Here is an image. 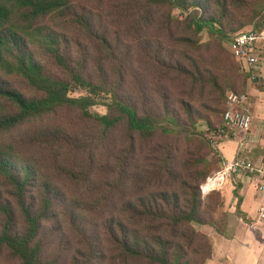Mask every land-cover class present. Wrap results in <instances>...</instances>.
<instances>
[{
    "label": "trees",
    "instance_id": "1",
    "mask_svg": "<svg viewBox=\"0 0 264 264\" xmlns=\"http://www.w3.org/2000/svg\"><path fill=\"white\" fill-rule=\"evenodd\" d=\"M105 1L0 0V193L22 223L0 197V250L16 264H60L67 251L69 264H206L201 227L225 234L228 213L221 191L203 198L199 187L221 166L226 92L244 94L248 77L221 44L248 24L264 28V0ZM160 9L186 15L169 51L140 28ZM129 10L143 20L121 29ZM202 33L218 41L212 56ZM197 98L205 114L187 101ZM60 110L84 129L44 128ZM181 139L192 146L185 161L174 157ZM62 225L72 244L43 259Z\"/></svg>",
    "mask_w": 264,
    "mask_h": 264
},
{
    "label": "crops",
    "instance_id": "2",
    "mask_svg": "<svg viewBox=\"0 0 264 264\" xmlns=\"http://www.w3.org/2000/svg\"><path fill=\"white\" fill-rule=\"evenodd\" d=\"M244 94L247 101L241 109L252 116L251 129L247 134L237 131L221 140L217 150L223 161L233 160L245 139L241 155L264 166V84L246 82ZM236 181L240 185V211L245 219L236 214L237 199L230 181L222 191L228 213L226 233L221 235L211 227H201L212 244V256L206 264H264V221L261 224L255 222L260 206L259 194L249 180L239 178Z\"/></svg>",
    "mask_w": 264,
    "mask_h": 264
},
{
    "label": "rangeland",
    "instance_id": "3",
    "mask_svg": "<svg viewBox=\"0 0 264 264\" xmlns=\"http://www.w3.org/2000/svg\"><path fill=\"white\" fill-rule=\"evenodd\" d=\"M93 1L94 2H97V1L100 2L101 1L104 4V6L107 5L105 0H93ZM120 1L131 2L132 0H112V3L117 2L113 5H120V3H121ZM262 13L264 15V8L262 10ZM127 15H128L127 18H123L119 21V27L121 29L125 28V27H130L133 22H136V21L139 22V21L143 20L140 16L141 13L138 10H136L135 13H133L132 10H129V11H127ZM185 16L186 15L182 11H179V10H173V11H170L168 9L155 10L151 14V16L148 18V22H146V23L141 22L140 23L141 24L140 28H142V30H145L146 36L151 41H153V42L159 41L161 43L160 45L163 47V49L169 51L170 50L169 45H171L177 38L182 36V34L184 33V29L186 27V24L184 23L185 22ZM249 28H254V27H253V25L248 24V25L244 26L243 28L235 31L232 34V36H235L237 33L244 31V30H247ZM133 40H134L133 37L125 38L124 46H126V44H128V43H132ZM217 42H218L217 39L211 38L210 36L207 35V33L201 34L200 44L203 45L204 47H206L207 45H210V51H208V56H212L215 54L214 46L216 48ZM228 42H229V40L223 41L221 44L225 51L227 50ZM47 67L51 72H56V70L52 67V65L50 63H47ZM15 82H21V81L16 80ZM21 89L26 94L29 93V90L24 85H22ZM229 92H231V91L228 90L226 92V94ZM79 95H84V92L83 91H77L73 94V96H75V97L79 96ZM187 101L190 102L194 106L195 110L201 114H205V110H204L203 106H209L206 99L198 100V98H197L194 101H189V100H187ZM92 111L100 113V114L105 113V109L103 107H100V106L92 108ZM42 125L44 126V128L58 127L61 129H66L67 131H70L73 133H79L84 129V124L80 120L78 115L76 113H74L73 111H68V110L58 111L56 114H54V115L46 118L45 120H43ZM199 125H200L199 130L203 131L206 129L205 121H200ZM19 132L24 133V130L21 129ZM13 135L15 138L19 137L18 133L17 134L14 133ZM173 143H174V139H170L168 144H173ZM191 148H192V146L185 144L184 140L181 139L180 142L177 144L176 150L174 151V157L178 161H185L186 160L184 157L185 152ZM213 148L216 150L218 158H219V159L217 158V160H220L219 163L222 166L224 161L219 156V153L217 150V145H215ZM42 151L47 152L46 150H43V149H42ZM210 154L211 153H209V155ZM219 168H217V169H219ZM217 169H215V170H217ZM215 170L213 172H215ZM223 190H224V188L221 190V192ZM0 197L2 200H6L5 202L8 203L10 205V207L15 211V214L17 216V219H16L17 222L15 224V227L17 229H20L22 227V223L18 219V212L15 210V205L13 204V201L8 199L7 194H5V192H3V191H1ZM3 223H4V217H2L0 215V228L3 226ZM53 228H54V226L50 225V224L45 226V229L47 231H51ZM61 232L65 233V238H63V239H59L56 235V234L61 233ZM68 233L69 232L66 229V227H64L62 225L60 230L56 234H54V236L50 237L49 240L46 241V248L43 252V259H49L51 256H53V254L56 253V251L62 245H64V242L67 238L69 240V244L70 245L72 244V240L69 238ZM0 264H16V261L12 260L9 257V255L6 253V251L0 250ZM60 264H69V251H67L65 253V256H64L63 260L60 262Z\"/></svg>",
    "mask_w": 264,
    "mask_h": 264
},
{
    "label": "built area",
    "instance_id": "4",
    "mask_svg": "<svg viewBox=\"0 0 264 264\" xmlns=\"http://www.w3.org/2000/svg\"><path fill=\"white\" fill-rule=\"evenodd\" d=\"M227 49L247 73L248 83L264 84V28L262 30L249 28L237 33L228 42ZM246 101L245 94L234 92L227 94L223 127L218 134V139H228L237 131L244 134L250 131L252 116L241 109ZM245 141L247 140L241 141L235 159L224 161L222 167L209 175L199 189L204 198L212 192L221 191L233 178L249 180L259 194L260 206L255 222L261 224L264 221V166H258L252 159L241 155L244 151Z\"/></svg>",
    "mask_w": 264,
    "mask_h": 264
}]
</instances>
